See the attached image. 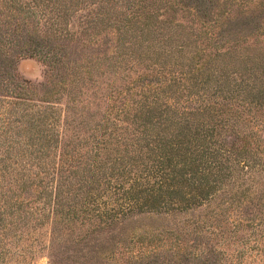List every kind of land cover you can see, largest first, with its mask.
<instances>
[{
	"label": "rangeland",
	"instance_id": "1",
	"mask_svg": "<svg viewBox=\"0 0 264 264\" xmlns=\"http://www.w3.org/2000/svg\"><path fill=\"white\" fill-rule=\"evenodd\" d=\"M0 37L17 45L10 70L14 77L8 79L13 85L0 88V109L16 111L22 119L16 125L25 130L8 126L17 131L14 138L21 144L28 142L30 129L20 114L43 112L58 133L68 128V137L76 142L78 136L88 138L95 124L123 119L119 109L137 110L153 88L162 90L159 72L174 63L192 73L189 81L172 87L177 92L172 99H165L182 112L173 117L205 125L222 118L224 144L246 148L240 157L259 164L255 170L237 168V173L245 171L239 172L242 178L233 177V196L219 193L192 211L152 218L134 215L122 225L106 226L93 214L54 222L44 211L52 201L49 180L55 178L48 174L61 162L56 144L37 155L39 164L24 154L25 146H14L11 159L1 150L4 163L19 172L16 178L31 172L38 177L23 192L11 184L15 195L9 203H20V218H26L25 224L12 219L17 226L6 236L5 247L25 259L18 263L19 256H2L0 264H264V101H254L253 95L257 89L264 92V63L259 68L261 55L264 58V0H0ZM234 53L233 66L215 62L227 61ZM247 58L250 63L243 64ZM243 65L257 71H242ZM220 68L223 75L218 78ZM206 73L208 88L243 91L225 100L207 97L205 104L196 88L180 91L198 84L197 78ZM250 146L260 150L252 152ZM44 164L47 174L41 172ZM69 184L71 190L77 186ZM246 187L250 192L245 198L229 199ZM69 201L75 209L83 205L81 196L70 195Z\"/></svg>",
	"mask_w": 264,
	"mask_h": 264
},
{
	"label": "trees",
	"instance_id": "2",
	"mask_svg": "<svg viewBox=\"0 0 264 264\" xmlns=\"http://www.w3.org/2000/svg\"><path fill=\"white\" fill-rule=\"evenodd\" d=\"M241 23L243 26L247 25L246 21ZM16 47L13 40L3 41L0 37V88H6L8 84H12L8 79L14 77V72L10 70L14 71L13 53ZM235 54H229L227 61L220 59L215 62L233 66L230 59ZM247 60L251 59H243L241 62L250 63ZM260 62L259 68H262L264 63L262 55ZM175 66L180 64L173 63L168 69L162 68L159 76L165 87L162 90L153 88V93L144 97L137 110L119 109V116L123 119L114 117L115 120L107 119L105 125L95 124L88 138L78 136L76 142H72L68 137L70 131L68 128L62 127V131L58 133L53 120H48L50 117L48 118L43 112H38L35 116L20 114V117H26L23 121L29 123L30 129L28 142L24 140L21 144L20 138H14L17 131L8 126L13 124L19 131L25 130L16 125L22 119L18 120L16 111L4 112L0 109V152L1 150L5 152L6 154L3 155L7 159H11L14 146H25L31 149V151L26 149L27 152L23 153L28 158L31 157V162L36 164L40 162L39 156L45 155L44 149L51 147L53 143L59 144L53 148L60 147L62 150L58 157L61 161L60 166L53 168L54 170L48 174L55 175V178L51 177L48 187L51 194L48 195L52 196V201L44 208V211L47 210V213L53 216L54 222L64 216L75 217L78 213H83L93 214L106 226L122 225L121 222L134 215L152 218V216L160 217L173 212L192 211L211 201L216 194L233 196L232 189L235 182L233 177L239 174L236 179H240L242 177L239 172L259 166V164L255 166V162H251L249 158L240 157L244 155L246 148L242 150L237 148L235 142L226 146L220 139L222 124L225 122L222 118L216 120L214 124L205 125L202 122L194 124L188 118L180 120L173 117L182 112H176L175 106L166 105L165 99H172L177 93L172 87L183 80L189 81L191 78L188 76L192 73V71L185 73L183 69L175 68ZM218 66L222 65L218 64ZM247 67L243 65L240 70L248 73L257 71ZM222 70L220 68L218 78L223 75ZM206 75L205 78H197L198 84H187L186 88H181L180 91L190 93L196 88L200 93L198 98L203 103L207 97L225 100L231 95L235 98L240 95V91H243L240 87L234 91L231 88H219L218 85L208 88L209 74L206 73ZM190 86L192 88H188ZM242 88L254 87L242 86ZM207 91L211 93L207 94ZM224 92L227 93L226 96L223 95ZM254 93L256 98L254 101L261 99L264 101L263 91L257 89ZM248 94L251 95V93ZM149 97L152 99L147 100ZM167 111L171 115H168ZM99 132L101 134L96 136ZM56 134L59 135V138L57 136L59 140L54 141ZM88 139L91 141L88 142ZM250 149L255 153L260 150L256 146L254 149L250 146ZM0 163V257L19 256L20 260L15 261L20 263L25 259L22 258L23 254L11 253L5 247V242L8 240L6 236L10 235L11 229L17 226L12 219L18 218L19 222L25 224L23 219L26 218V214L20 218L22 211L20 203L17 205L9 203L15 195L11 184H17L23 192L24 186L29 184L28 182H33L38 174L21 173L20 178H16L14 174L18 175L19 172L7 166L3 157L0 158ZM240 166H243L245 170L241 169L237 173V168ZM41 168L44 169L41 170L42 173L49 172L48 164H44ZM262 170L261 167L260 171H254V175L248 180L253 182L255 175ZM70 181L76 182L75 189L69 188L72 187L69 184ZM240 185L238 183L237 186L240 187ZM249 192V188L246 187L241 195L235 198L230 196L229 199L240 200ZM70 195L73 198L81 196L83 205H80L78 209L72 208L76 204L74 206L70 204ZM85 203L89 206H84ZM38 218L41 220V214L36 217V221Z\"/></svg>",
	"mask_w": 264,
	"mask_h": 264
}]
</instances>
